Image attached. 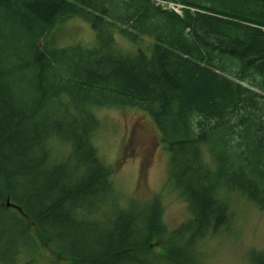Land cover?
Returning a JSON list of instances; mask_svg holds the SVG:
<instances>
[{"label": "trees", "instance_id": "trees-1", "mask_svg": "<svg viewBox=\"0 0 264 264\" xmlns=\"http://www.w3.org/2000/svg\"><path fill=\"white\" fill-rule=\"evenodd\" d=\"M154 1L0 0V216L19 227L0 264L43 245L57 263H195L202 240L230 230L232 194L264 210V0H161L182 15ZM69 19L97 45L54 47ZM102 107L149 115L193 220L168 233L159 199L133 216L141 202L118 204L93 143ZM110 201L119 211L108 216ZM250 264H264V249Z\"/></svg>", "mask_w": 264, "mask_h": 264}, {"label": "rangeland", "instance_id": "rangeland-1", "mask_svg": "<svg viewBox=\"0 0 264 264\" xmlns=\"http://www.w3.org/2000/svg\"><path fill=\"white\" fill-rule=\"evenodd\" d=\"M171 2L160 5L173 11ZM55 31L52 37L54 47L82 45L93 48L97 45L96 33L80 19L61 22ZM115 42L125 55L136 54L138 46L118 33ZM150 42V39L143 38L140 47L147 49ZM93 113L99 122L93 143L102 162L111 170L110 181L118 193V204L141 202L129 204L128 215H136L133 211H136L137 204L148 206L153 198H157L168 233L193 220L189 204L172 187L170 155L149 115L139 108L119 107L95 108ZM109 204L111 213L107 215L118 213L115 204L112 201ZM230 206L234 215L230 230L202 240L196 250L195 263L188 264H250L251 252L264 249V210L239 193L231 195ZM18 229L11 218L0 216V248L17 238ZM167 239L168 235L157 237L154 247L163 253ZM56 261L50 247L43 245L34 257L22 258L20 264H69L67 260Z\"/></svg>", "mask_w": 264, "mask_h": 264}, {"label": "built area", "instance_id": "built-area-1", "mask_svg": "<svg viewBox=\"0 0 264 264\" xmlns=\"http://www.w3.org/2000/svg\"><path fill=\"white\" fill-rule=\"evenodd\" d=\"M171 6H172L173 11H175L179 15H182V8H183V6L177 5V4H172Z\"/></svg>", "mask_w": 264, "mask_h": 264}, {"label": "bare ground", "instance_id": "bare-ground-1", "mask_svg": "<svg viewBox=\"0 0 264 264\" xmlns=\"http://www.w3.org/2000/svg\"><path fill=\"white\" fill-rule=\"evenodd\" d=\"M160 4L161 3H168V2H166V1H161V0H159L158 1ZM172 4H177L176 2H171ZM160 4H157V5H160ZM177 5H181V4H177ZM181 6H183V5H181ZM183 9H184V6H183V8H182V13H183ZM173 12H175V11H173ZM176 13V12H175ZM178 14V13H177Z\"/></svg>", "mask_w": 264, "mask_h": 264}, {"label": "water", "instance_id": "water-1", "mask_svg": "<svg viewBox=\"0 0 264 264\" xmlns=\"http://www.w3.org/2000/svg\"><path fill=\"white\" fill-rule=\"evenodd\" d=\"M7 205H8V206H10V205H11V203H10V201H9V200L7 201Z\"/></svg>", "mask_w": 264, "mask_h": 264}]
</instances>
